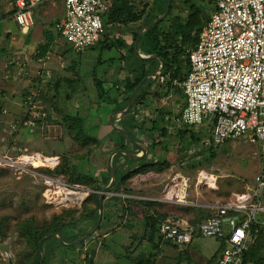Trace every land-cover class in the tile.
Returning a JSON list of instances; mask_svg holds the SVG:
<instances>
[{
  "label": "rangeland",
  "instance_id": "obj_1",
  "mask_svg": "<svg viewBox=\"0 0 264 264\" xmlns=\"http://www.w3.org/2000/svg\"><path fill=\"white\" fill-rule=\"evenodd\" d=\"M6 2L8 3V0ZM194 2L199 6H204L207 12H211L214 8L212 0H194ZM172 4L171 13L169 12L166 18L171 17L170 15H177L180 21H186V16L191 11L190 6L183 0H173ZM14 21L12 19L0 21V221L5 222L4 226L9 225L8 229H5L6 226L2 228L3 233H0V264H32L35 261L36 252L27 244L26 238L17 232L18 223L29 217H34L37 223H42L50 221L56 214H62L66 220L70 221L78 218L83 211L87 212L96 206L94 201H86L89 194L93 192L90 187L83 184L71 185L66 176L52 174L48 169H54L61 161V156L64 155L68 157L70 163L80 165L82 169L98 175L102 170L105 171L107 161L105 155H100L99 148H94L97 150L87 155L85 151L90 146L80 145L70 136L62 123V113L79 111L83 115L87 109L85 124L88 134L97 137L102 135V128H99L97 122L100 111L97 110L96 103H93L91 98L89 101L87 98L78 96V93V95L73 93V98L60 95L53 97V94L42 98L38 93L37 98L44 102L42 106L47 107L48 125L40 130L36 128L31 131L21 127L14 132V124L20 122L28 111V104L24 100L25 93H29L30 90L25 89L24 92L17 91L12 95H7L9 87L6 84L11 81L10 78L5 80L1 77H5L3 70L9 72L11 67L5 70L4 65L8 64V61L19 62L27 57L30 61L34 59V56L25 55L22 50L15 51L12 47L13 41H9L6 34H3L5 25L16 27ZM31 38H33L31 45H34L36 42L34 35ZM94 48V52L88 50L86 53L74 51L70 53V57L81 61L80 72L83 76L82 82H84L81 87L87 83L85 80L88 76L85 70L87 65H95L96 75L102 76V68L107 57L117 56L115 49L101 51L98 47L94 46ZM99 57L104 62L96 63ZM32 76L35 77L34 74ZM180 100H183L180 91H177L171 98L167 96L150 97L149 107L144 111L152 118L158 108H164L172 113L171 118L166 120L169 135L162 136V145L154 149L150 148V153L147 155L148 161L152 159V156H154L153 159L167 158L169 166L158 172L160 174L157 176L148 177L149 173H144L143 176L136 175L121 184L118 189L105 193L102 228L100 229L99 226L92 237H90L91 234L80 243L64 244L59 250L54 248L53 253L47 255L48 264H134V261L126 255L148 254L151 251V244L146 236L144 238L146 229L143 218L146 207L127 203L133 207L134 211L128 216V210L124 211L122 207L127 197L159 201L161 206L154 205L149 209L166 211L170 214L169 218L175 221L182 216L190 220L195 216V212H187L184 207L200 205L202 207L204 200L199 193L207 195L211 191L210 186L213 185L206 183V180L203 183L198 182L201 172H206L213 179L215 177L219 187L226 181H231L236 193L244 192L248 186L253 185L254 175L264 163L262 161L264 156L260 155L258 146L246 144L240 140H228L218 145L213 144L211 149L215 155H212L213 152L209 149L212 144L209 127L205 126V131H200V127L193 126L201 139L191 141L187 149H181L185 142L179 140L176 132L184 126L173 116L178 114L175 111H177L176 107ZM147 125L150 126L151 123ZM119 135L113 132L110 138L114 140ZM255 152L258 154L256 155ZM36 153L42 156L55 155L53 157L57 158V163L52 166H35L22 161L24 155ZM196 163L198 164L193 166ZM121 172L123 171L120 170ZM184 185L187 188V197L184 202L179 203L177 194ZM61 189L83 193V197L78 198V194H62L61 196L58 193ZM170 189L172 192L167 196ZM116 195L121 198L119 200L114 198ZM70 211L72 214L69 213ZM123 213L125 215L122 216ZM0 223L3 226V223ZM89 226V223L79 219L75 227H71L70 234L73 236L81 234ZM216 246L215 238L201 236L195 239L189 252L195 264H207ZM178 253L176 247L164 244L156 250L155 264H171L179 255Z\"/></svg>",
  "mask_w": 264,
  "mask_h": 264
},
{
  "label": "built area",
  "instance_id": "obj_2",
  "mask_svg": "<svg viewBox=\"0 0 264 264\" xmlns=\"http://www.w3.org/2000/svg\"><path fill=\"white\" fill-rule=\"evenodd\" d=\"M43 1L55 0H15L13 18L21 29L33 25V10ZM213 1L215 7L189 52L190 71L183 82H174L186 97L178 120L191 126L209 122L210 143L240 140L258 145L264 155V0ZM63 2L65 16L55 24L59 34L77 52L100 41L106 31L105 0ZM160 80L164 75L160 74ZM25 98L31 116L21 127L48 125L47 110L37 95ZM186 190L184 185L177 194L179 202L185 201ZM209 208L214 213L194 231L168 217L160 225V235L180 247L197 236L223 239L217 264H242L252 242L251 226L264 223V165L246 191Z\"/></svg>",
  "mask_w": 264,
  "mask_h": 264
},
{
  "label": "trees",
  "instance_id": "obj_3",
  "mask_svg": "<svg viewBox=\"0 0 264 264\" xmlns=\"http://www.w3.org/2000/svg\"><path fill=\"white\" fill-rule=\"evenodd\" d=\"M12 1L15 2V0ZM105 2L107 4L109 13L108 21L118 22L125 25L132 24L135 26V31L133 34L134 41L131 46V52L134 54V56H136L138 64L142 68L140 71V77L130 86L127 94L122 99H113L115 100L113 109L122 110L126 108L130 98V94L139 84V82L146 75L153 73L159 69L160 65L158 58H140L135 52L134 45L138 35V31L142 27L148 26L155 18L164 13L168 5V0H140L139 2H136L135 0H105ZM183 2L189 5L191 8V11L186 16V21H180L179 16L177 15H170L171 17L165 18L166 20L164 19L153 24L148 30L144 31L140 37L139 48L141 52L148 56L155 54L159 55L164 61V68L161 75H164L166 77L163 83L166 87V90H163V84L161 85V90L152 89L156 78L148 77L137 92L134 99V105L131 107L128 113L122 116V128L128 132V134L133 138L134 141L142 142V145L147 150V154L145 158L140 162H133L125 153H123L122 151H118L112 158V167L114 169L116 179L109 191L118 189L121 184L138 174H144L150 171L160 172L166 169L170 164L167 158H164L162 160L150 159L148 161L147 155H149L150 153V148L154 149L157 146L162 145V136L164 137L169 135V128L166 125V120L171 118L172 113L169 110H165L164 108H158L157 111H159L160 119H155L149 117L144 111L147 107H149L148 100L150 99V97L167 96L170 89L177 87L173 83L174 80L183 82L186 79L190 71L189 52L196 47L199 32L210 17V12H207L204 6L197 5L194 0H183ZM14 12L15 8L13 10V15ZM1 18L2 17L0 15V19ZM48 50L49 44L40 45L38 51L35 54V57L45 56ZM60 80L61 79H59L55 83L56 88L59 86L61 82ZM96 85L98 88L99 101L102 102L109 100L107 102L110 103V95H108V93L103 89V83L100 79H97ZM177 88V90L183 93V90L181 88ZM28 94L32 93L29 92ZM38 100L43 105L44 102L41 99ZM24 101L26 103L27 98H25ZM139 106L143 107V110L145 109L142 113H140V111L138 110ZM44 110H47V107H45ZM30 116L31 112L30 110H28L26 115L21 118L20 122L14 124V132L19 130L23 123L30 118ZM61 117L63 121L62 123L70 136L78 141L83 147L90 146L85 151L87 155H90L95 150H97L94 148L100 147L101 139L97 136H91L88 134V129L85 124L86 117L80 114L79 111L66 114L62 113ZM48 122L49 121L47 119V123ZM147 123H151V125L148 126ZM162 123L165 124L162 125ZM44 127L38 125L34 129L37 128L38 130H40V128L42 129ZM28 130L31 131L33 129ZM200 131H205V129L203 130L202 128H200ZM113 132L125 136L129 140V142H133L127 137L126 134L120 133L115 129H113ZM155 133H157L156 136ZM137 134H140L141 137H144L143 141L146 140L147 142H143L142 139L137 136ZM176 135L180 141L185 142L182 144L181 149H187V145L190 144L191 141L201 139L197 131L193 129L191 125L186 123H184L183 128L178 129ZM202 135L203 133L201 132V136ZM209 147L210 151L213 152L212 155H215L214 151L211 149L213 147V144H211ZM116 148L125 150L127 149V146L123 143H119ZM112 150L113 149H109L105 153L108 154ZM122 157L125 158L124 162L120 161ZM197 164L198 163L194 164L193 166H196ZM119 169L123 172L120 173ZM104 170L105 171L102 170L103 172L101 171L100 174L94 175L82 169L80 165L70 163L68 157L64 155L61 156V161L58 163V165L55 166L54 169H48V171L52 174L66 176L68 178V182L71 185L83 184L87 187H90L93 192L89 194L86 201H94L96 206L87 212L83 211L78 218H73L70 221L66 220V217H64L62 214H56L50 221H44L42 223H37L34 217H29L24 221L18 223L17 232L19 233V235L26 238L27 244L33 251L36 252L34 256L35 261L32 264H40L41 255L43 257V264H48L49 261L47 255L52 254L55 249L59 250V248L64 245L57 236L51 235L48 238H44L46 235L57 232L61 235L63 241L72 242L90 231L96 225L99 217L98 193L99 191H102L110 183L111 180V175L108 167L106 166ZM114 198L119 200L121 197L119 195H116L114 196ZM104 199L105 194H101L100 200L102 202V205ZM125 199V204L122 203V207L124 211L128 210V216L130 213L133 214L134 211L133 207L127 205V203H134L135 205L142 206L143 208L146 207L145 214L143 216L144 226L146 229L144 238L146 236L147 241L151 244V251L148 254H140L135 256L126 255L130 257L131 261H134V264H155L156 250L164 244L172 245L173 247H176L178 249L179 255L174 258L175 261L171 264H195L192 255L190 254L191 252H189L192 248V242L180 247L172 243L171 241L164 239L160 235V225L170 216V214L166 211H161L159 209L151 210L149 208H152L154 205L161 206V202L148 199H136L132 197H127ZM184 209L187 212H195V216L189 220L188 224V228L192 231H194L198 227L201 221L205 220L214 213L212 209L204 207L188 206L184 207ZM69 213L72 214V211H70ZM123 215L125 214L123 213L122 216ZM79 219L83 220L85 223H89L90 226L85 231H83V233L73 236L72 234H70V229L72 226L75 227V224ZM0 222L3 223V226L0 223V233H3L4 227L6 226L5 229H8L7 226L9 225L4 226L5 222L3 220ZM99 228H102L101 223ZM250 232L252 235V242L243 253L242 264H264V223H254L250 228ZM94 234H92L90 237H92ZM41 241L43 254L42 252H39V245ZM219 241L221 242L219 249L209 259L207 264H215L216 262H218L220 254L224 248L223 239H219Z\"/></svg>",
  "mask_w": 264,
  "mask_h": 264
},
{
  "label": "crops",
  "instance_id": "obj_4",
  "mask_svg": "<svg viewBox=\"0 0 264 264\" xmlns=\"http://www.w3.org/2000/svg\"><path fill=\"white\" fill-rule=\"evenodd\" d=\"M6 1L7 0H0V15L2 17L0 21L2 20L5 21L8 19H12L14 21L13 18V10L15 8L14 1L8 0V3ZM213 6L215 7V3L213 4ZM64 16H65V6L63 0L43 1L35 6L33 10L34 23L29 29L27 30L21 29L17 25V23H16V27L10 25L4 26L3 34H6L7 39L9 41H13L14 45H12V47L15 49V51L22 50V52L25 55L28 56L30 55V57L31 55L34 56V59L31 61L28 60L27 58L29 57H27L26 58L27 60L21 59L19 62H16L15 60L8 61V64L10 65L5 63L4 65L5 70L7 67L8 68L11 67V70L9 72H4L3 70L5 77H1L5 80L10 78L11 81V83L6 84L9 87V90L6 89L7 90L6 94L12 95L17 91L24 92L25 89H29L30 92L35 95L39 93V97L42 96L46 97L49 94H53V97L60 95L66 98H73L74 97L73 93L76 94L78 93L79 95L78 94L77 95L80 97L82 96L84 98H87L88 100L89 98H91L92 102L96 103L97 110L100 111V114L98 116L99 119H97L99 128L100 129L102 128V135L98 136L101 139V143L99 147L100 155H105V159L107 161L108 155L110 153L106 154L105 152L109 149L117 150L116 147L119 143L125 144L127 146V149L125 150H128L133 155L135 156L141 155L142 149L139 148L137 145H135L134 142H129V140L125 136L123 135L116 136L114 140L110 138V135L113 134V129H114L111 120L115 122L117 126L122 128L121 118L123 116L118 112L120 110L113 109L115 105L114 104L115 100L113 99L114 98L122 99L127 94V91L130 88V86L134 82H136L141 75L140 71L142 68L138 64V60L136 56H134V54L131 52V46L134 41L133 34L135 31V26L132 24L125 25L118 22L108 21L109 13H108V9H106V11L103 13V20L104 23L106 24V31L104 35L101 37L100 41L86 48L82 52L86 53L88 52V50H90V52H94L95 50L94 46H95L100 48L101 51L104 50L112 51L115 49L117 51V56L109 55L107 57V61L105 62L101 57L97 58L96 63L104 62V66L102 68L103 69L102 76L96 75L95 65L94 66L93 64L87 65V68H85V70L88 73V76L85 79L87 80V83L81 87V84L84 83L82 82L81 78L83 76L80 72L81 61L76 60L74 57H70V53L72 51L76 53H82V52H77L73 48V46L68 41H66V39H64V37H62L55 28L56 22H58ZM13 28H15L16 30ZM32 35H34L36 41L34 45H31V41L33 39L31 38ZM21 36H23V38ZM28 42L29 44H27ZM43 44H49L48 52L43 57H35L36 54L35 52H37L40 45ZM8 49H10V47H8ZM140 53L144 56H148L142 53L141 50ZM136 54L139 56L137 52ZM159 65L161 66L160 60H159ZM160 66L159 69L155 71L156 72L155 76H149L156 78V81L152 86L154 90H161L162 89L161 85L164 83L166 79V77L164 76V80L163 81L160 80V74H162V72H159ZM23 72H26V74H22ZM32 74H34L36 78L33 77ZM26 75L29 77H25ZM59 79H61L60 80L61 82L59 86L56 88L55 83ZM97 79H100L102 81L103 89L108 93V95H110V99H111L110 103L107 102L109 100L102 102L99 101L98 88L96 85ZM174 82H179V81L174 80L173 83ZM67 84L68 86H65ZM177 87H174L169 90V94L167 95V98H171L175 93H177V91H179L177 90L178 89ZM163 90H166L164 84H163ZM26 95H28V92L25 93V96ZM182 97L183 100H180V102L177 104L176 107L177 111H175V113L178 114L173 115L177 120L180 118L181 112L186 106V97L184 93H182ZM138 110L140 111V113H142L145 109L143 110V107L139 106ZM87 114L88 111L86 109L83 113V116ZM153 118L160 119L159 111H157L154 114ZM182 123L184 126V122ZM203 126L200 125L196 127L205 129V126H207L209 127L211 133V124L209 122H207ZM155 135H157V133H155ZM137 136L141 138L143 141L144 137L142 138L140 134H137ZM136 142L142 145V142L140 141H136ZM143 142H147V141L144 140ZM260 155L264 156L261 153V151H260ZM153 158L154 156H152V159ZM120 161L124 162L125 158L122 157ZM262 161L264 162V158L262 159ZM148 173H149L148 177L157 176L160 174L156 171H150ZM138 175L143 176L144 174H138ZM207 176L211 179L209 181L213 185L210 186L211 191L207 195L205 194L203 195L202 193H199V196H201V198H203L202 200H204V202L202 203V207L209 208V206L217 205L222 202L229 201L233 199L236 194H238L236 193L234 187L232 186V183H230L231 181H226L225 183H223L222 186L219 187L215 181L216 180L215 177L213 179V177H211L209 174ZM207 182L208 180H206V183ZM181 191L182 188L181 190H179V193H181ZM171 192L172 190L170 189V191L167 193V196L170 195ZM186 197H187V191H186ZM194 205H197V203H194ZM177 221L182 226H188L189 224V220L185 216L180 217ZM197 237H201V236H197ZM195 239L192 241V243L195 241ZM215 240L217 246L216 249L212 252V256L219 249L221 245L219 239L215 238ZM212 256H209V259ZM215 264H217V262Z\"/></svg>",
  "mask_w": 264,
  "mask_h": 264
},
{
  "label": "water",
  "instance_id": "obj_5",
  "mask_svg": "<svg viewBox=\"0 0 264 264\" xmlns=\"http://www.w3.org/2000/svg\"><path fill=\"white\" fill-rule=\"evenodd\" d=\"M171 6H172V0H168V5L166 7V10L164 11V13L162 15H160L159 17L155 18L148 26H144L142 27L139 32H138V35H137V38H136V41H135V50L136 52L139 54V56L143 59H153V58H158L160 61H161V66H160V71L159 72H162L163 71V68H164V61L163 59L159 56V55H151V56H144L140 53V50H139V42H140V37L142 35V33L146 30H148L153 24L157 23V22H160L162 21L163 19L166 18V16L168 15V13L170 12V9H171ZM156 75V72L154 73H151V74H148L146 75L140 82L139 84L134 88V90L132 91L131 95H130V98H129V101H128V104L126 106L125 109L123 110H120L118 111L121 115H125L126 113H128L131 109V107L133 106L134 104V99H135V96L138 92V90L141 88V86L144 84V82L146 81V79L149 77V76H155ZM111 123H112V126L114 129H116L117 131H120L122 132L123 134H126L133 142L135 145H137L139 148L142 149V154L141 155H133L131 152H129L128 150H121L123 153H125L131 160H133L134 162H140L141 160H143L147 154V150L145 149V147L141 144H139L138 142L134 141L133 138L128 134V132L126 130H124L123 128L117 126L115 124V122H113L111 120ZM119 150H113L110 152V154L108 155V160H107V167L109 169V172H110V175H111V180H110V183L102 190V191H99L98 193V199H99V217H98V222L96 223V225L90 230L88 231L85 235H83L82 237H80L79 239H77L76 241L74 242H65L63 241L61 235L57 232L53 233V234H49V235H46L44 238H48L50 237L51 235H55L58 237V239L63 243V244H66V245H71L73 243H77V242H80L82 240H84L85 238H87L88 236H90L91 234H93L97 229L98 227L100 226V223H101V220H102V212H103V205H102V202L100 200V197H101V194H105V193H108L109 192V189L112 187V185L114 184L115 182V179H116V175H115V172H114V169L112 167V157L114 154H116ZM41 244H42V241L40 242V245H39V252L41 253L42 252V248H41ZM40 264H43V257L41 255V258H40Z\"/></svg>",
  "mask_w": 264,
  "mask_h": 264
},
{
  "label": "bare ground",
  "instance_id": "obj_6",
  "mask_svg": "<svg viewBox=\"0 0 264 264\" xmlns=\"http://www.w3.org/2000/svg\"><path fill=\"white\" fill-rule=\"evenodd\" d=\"M22 161H26L27 163H31L35 166H42V165H48V166H52L55 165L57 163V158L53 157V156H42L41 154H30V155H24L22 157ZM208 174H206V172H201L200 173V178H199V183H203L205 180H208V182L210 183L209 180H211L208 176ZM207 182V183H208ZM58 193L62 196V194H78V198H82L83 197V193L80 194L78 192H74L71 190H59ZM73 196V195H72ZM67 198V197H66Z\"/></svg>",
  "mask_w": 264,
  "mask_h": 264
}]
</instances>
